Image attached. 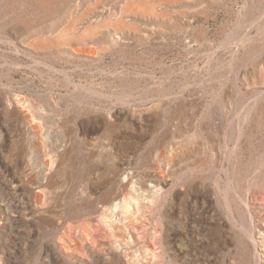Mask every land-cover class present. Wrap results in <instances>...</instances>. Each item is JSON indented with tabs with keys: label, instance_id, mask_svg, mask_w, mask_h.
<instances>
[{
	"label": "rangeland",
	"instance_id": "rangeland-1",
	"mask_svg": "<svg viewBox=\"0 0 264 264\" xmlns=\"http://www.w3.org/2000/svg\"><path fill=\"white\" fill-rule=\"evenodd\" d=\"M12 1L0 0V264H264V0L153 13L60 0L64 20L84 14L78 31L123 13L138 27L65 52L32 46L27 23L54 17ZM43 167L55 188L26 181ZM106 242L120 258H103Z\"/></svg>",
	"mask_w": 264,
	"mask_h": 264
},
{
	"label": "bare ground",
	"instance_id": "bare-ground-1",
	"mask_svg": "<svg viewBox=\"0 0 264 264\" xmlns=\"http://www.w3.org/2000/svg\"><path fill=\"white\" fill-rule=\"evenodd\" d=\"M22 1L24 0H13V5L14 3H21ZM36 1V6L38 9H41V11H46V13L50 16H53L54 18L50 21V24L49 26H46V27H42L41 24H40V21L38 22L36 19H31V21H29L27 24H28V27L29 29H31V32L33 33V39L32 41H34L32 44V46L36 45L37 48H47V47H51V48H55L56 50L60 51H68L69 48L70 50L72 49V44L75 42V43H81L85 40H88V39H94L96 41H99L101 43H107V44H116L119 39L121 38H117L114 34L118 31H121V30H124L125 28H134L135 26H132V24L134 23H130L129 21L125 20L124 17L122 15H118V17L116 16V18L114 19L113 18V14L109 17V18H105L103 19V17H99V19L97 20L96 24H90L89 22H87V25L85 26V28L82 30V31H78V24H80V20L83 18V15L82 17L79 16V19L81 17V19L77 20V19H73L72 20H64L63 19V15L65 13V7L63 6H60V7H55V3L59 2L60 0H35ZM65 1H69V0H65ZM162 1H167V0H123L125 6L128 7V12L130 11H134L136 10L137 8L138 9H143V8H146L148 11L151 10L150 13H153V8H154V11H155V5L158 4V3H162ZM169 1V0H168ZM177 1V0H175ZM31 2V1H30ZM173 2V0H172ZM66 3V2H65ZM174 3V2H173ZM124 7V6H122ZM121 7V8H122ZM126 7V8H127ZM143 7V8H142ZM126 10V9H125ZM141 10H137L136 12L137 13H141ZM18 11V10H17ZM30 11V10H29ZM74 11V10H73ZM87 10H85L86 12ZM144 11V13L146 12V10H142ZM165 11V12H164ZM164 14L167 13V10H164ZM31 12V11H30ZM68 12V11H67ZM66 12V13H67ZM122 12V11H121ZM125 12V11H124ZM127 12V13H128ZM87 13V12H86ZM133 13V12H132ZM143 13V12H142ZM141 13V15H142ZM143 13V15H145ZM148 13V12H146ZM156 12H154L155 14ZM29 14V13H28ZM72 14V13H70ZM136 14V13H135ZM163 14V13H162ZM161 13L160 15L163 16ZM168 14V13H167ZM166 14V15H167ZM73 15V14H72ZM86 16V15H85ZM49 17V16H47ZM72 17V16H71ZM87 17V16H86ZM157 17V16H156ZM164 17V16H163ZM66 18V17H65ZM168 18V16H167ZM85 19V18H84ZM44 26V25H43ZM103 29H102V28ZM106 28L107 31H105L104 29ZM162 27V26H161ZM81 28V26H80ZM136 28H138L136 26ZM135 28V30H136ZM102 31H105V32H102ZM115 32V33H113ZM31 37V36H30ZM95 41V42H96ZM29 44V43H28ZM122 45V44H121ZM244 46V45H243ZM49 49V48H48ZM74 49V48H73ZM75 50V49H74ZM239 50V49H238ZM77 52H80V51H77ZM62 54V53H61ZM66 57V56H65ZM77 57V56H75ZM211 62V61H210ZM216 79V77H215ZM218 79V78H217ZM262 86V85H261ZM78 87V86H77ZM252 87V86H251ZM80 89V88H79ZM214 91V90H213ZM180 92V91H179ZM251 99V98H250ZM16 103V102H15ZM22 103V101H21ZM130 105V104H129ZM199 106V105H198ZM188 110V109H187ZM260 115L261 117L264 116V107H260ZM16 113V112H14ZM239 113V112H238ZM31 114V113H30ZM29 115V114H28ZM105 121V120H104ZM30 122V121H29ZM244 122V121H243ZM31 124V123H30ZM243 124V123H242ZM213 126V125H212ZM210 128V127H209ZM93 129V128H92ZM91 129V130H92ZM90 130V131H91ZM215 132H218V131H215ZM225 132V131H224ZM211 133V132H210ZM213 138V137H212ZM35 143V142H34ZM228 143V142H227ZM224 145V144H223ZM50 148V147H49ZM179 150V148H178ZM69 151V150H68ZM201 153V152H200ZM210 153V152H209ZM179 154V153H178ZM66 157H63V156H60L58 161L56 162V165H57V168H60V166H62L64 164V161ZM170 159V158H169ZM209 159V158H208ZM190 162V161H189ZM77 163V162H76ZM22 164V163H21ZM205 164V162H199L198 163V166H203ZM206 165V164H205ZM45 167V166H44ZM42 168L41 172L37 175V177H35L34 179L33 178H29V179H25L26 181H29V183L31 184H35L37 186H42L43 183H46V188L48 189H53L55 188V183H57V181L55 180L54 178V172L50 173V169L46 172V171H43L44 169L46 168ZM228 167V166H227ZM178 168V167H177ZM213 170V169H212ZM228 171V170H227ZM209 175V174H208ZM217 176V175H216ZM215 180V179H214ZM226 180V178H225ZM45 181V182H44ZM160 181V180H159ZM25 183V182H24ZM228 183V182H227ZM263 186H264V174L262 176V179H261V182H260ZM25 188V187H24ZM231 189V188H230ZM23 190V189H22ZM255 190V189H254ZM21 191V190H20ZM43 192V191H42ZM41 193V192H40ZM195 193V192H194ZM226 193V192H225ZM44 194V193H43ZM193 196V195H192ZM34 197V196H33ZM211 197V196H210ZM199 198V197H198ZM21 199V198H20ZM134 198H131L129 199L128 201L126 200V204L129 203V201H132ZM202 199V198H201ZM200 199V200H201ZM225 199V198H223ZM199 200V199H198ZM199 200V201H200ZM209 200V199H208ZM217 199H215V202H216ZM24 201V200H23ZM20 202V201H19ZM228 202V200H227ZM147 203V202H146ZM209 203V202H208ZM214 203V202H213ZM25 204V203H24ZM93 204V203H92ZM234 204V203H233ZM29 205V204H28ZM158 205V199L156 201V203L154 204V207ZM208 205V204H207ZM225 205V204H224ZM127 206V205H126ZM24 207V206H23ZM33 207H37L36 204L33 205ZM247 207V206H245ZM25 208V207H24ZM28 208V207H27ZM39 208H40V205H39ZM225 208V206H224ZM227 208V207H226ZM229 208V207H228ZM230 209V208H229ZM148 210V208H147ZM201 210V209H200ZM214 210V209H213ZM220 211V210H219ZM233 211V210H232ZM53 212V211H52ZM221 212V211H220ZM231 212V210H230ZM7 214V213H6ZM49 214V213H48ZM229 214V213H228ZM8 215V214H7ZM23 215V214H22ZM42 215V212H40V214L37 216H40ZM147 215V214H146ZM248 215V214H247ZM70 216V215H69ZM104 216V215H103ZM102 216V217H103ZM202 216V215H201ZM9 217V215H8ZM48 217V216H47ZM148 217V216H147ZM224 217V216H223ZM20 218V217H19ZM33 218V217H32ZM51 218V217H50ZM68 218V217H67ZM81 218V215L78 214L77 216L74 215L73 216V220H79ZM142 219V218H141ZM233 219V218H232ZM235 219V218H234ZM25 221L24 224L26 225L27 224V221L28 220L27 218H24ZM41 220V219H40ZM55 220V219H54ZM20 221V220H19ZM30 221V220H29ZM33 221V220H32ZM35 221V220H34ZM67 221V220H66ZM82 221H83V230H86V231H89V232H92L91 228H93V226L91 225L92 224V221L93 219H87V218H82ZM143 221V220H142ZM207 221V220H206ZM45 222V221H44ZM57 222V221H56ZM59 222V221H58ZM57 222V223H58ZM228 222V221H227ZM23 224V225H24ZM59 224V225H58ZM57 224V228L61 227L62 224L59 222ZM224 224V223H223ZM34 225V224H33ZM40 225V224H39ZM61 225V226H60ZM119 225V224H118ZM27 226V225H26ZM49 226V225H48ZM136 226V225H135ZM223 226V225H222ZM32 227V226H31ZM238 227V226H237ZM52 228V227H51ZM31 230V229H30ZM243 230V229H241ZM223 233V232H221ZM91 236V235H89ZM223 236V235H222ZM96 237V236H95ZM92 238V237H91ZM64 241V240H63ZM78 241V240H77ZM123 241V240H122ZM250 241H253L255 243L254 240H250ZM115 243V242H114ZM62 244V243H61ZM85 244V243H84ZM45 246V245H44ZM104 251H102V254L104 255L103 258H114L117 254H116V249L114 248V245L110 242H106L104 243ZM116 246V245H115ZM86 247V246H85ZM157 247V246H156ZM44 248V247H43ZM46 248V247H45ZM51 248H55L54 251L57 250V244H52L51 245ZM120 248V247H119ZM158 248V247H157ZM65 250V249H64ZM68 250V249H67ZM90 252L92 255L94 256H97L99 257L98 255H100V252H97L95 249L93 248H89ZM47 252V251H46ZM45 252V253H46ZM159 252V251H158ZM53 253H56V252H53ZM132 253V252H131ZM260 253V252H259ZM264 254V252H263ZM46 255V254H45ZM119 255V254H118ZM60 256H62V258H66L65 255H63L62 253L60 254ZM71 257V256H70ZM84 257V256H83ZM61 258V259H62ZM117 258H120L119 256H117ZM95 259V258H94ZM122 259V258H121ZM120 259V260H121ZM51 260V259H50ZM59 260V259H58ZM57 260V261H58ZM73 260V259H71ZM81 259H79L80 261ZM99 260V259H98ZM101 260V259H100ZM61 261V260H60ZM87 261V260H86ZM48 262V261H46ZM65 262V261H64ZM84 262V261H83ZM106 262V261H105ZM54 263V262H53ZM80 263V262H79ZM94 263V262H93Z\"/></svg>",
	"mask_w": 264,
	"mask_h": 264
}]
</instances>
